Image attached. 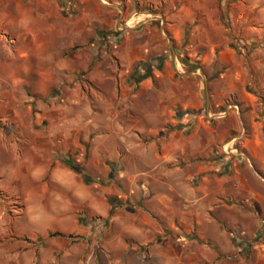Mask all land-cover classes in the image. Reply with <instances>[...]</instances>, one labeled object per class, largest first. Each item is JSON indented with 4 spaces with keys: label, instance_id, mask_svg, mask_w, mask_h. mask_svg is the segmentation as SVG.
Wrapping results in <instances>:
<instances>
[{
    "label": "rangeland",
    "instance_id": "374dc122",
    "mask_svg": "<svg viewBox=\"0 0 264 264\" xmlns=\"http://www.w3.org/2000/svg\"><path fill=\"white\" fill-rule=\"evenodd\" d=\"M186 1L60 0V13L33 22L36 37L45 40L57 23L81 29L82 40L64 54L78 52L63 80L43 91L27 82L47 67L33 41L26 32H0V264H264V87L250 83L257 100L240 111L245 132L234 138L239 124L232 113L233 138L211 149H175L167 136L178 130L184 138L196 125L229 116L202 121L193 114L163 132L137 131L165 123L149 119L154 89L139 94L144 87L132 78L152 56L131 67V50L145 31L154 44H167L169 21L160 36L154 14L178 11ZM195 1L205 19L197 13L184 23L186 39L196 27L205 31L204 39L192 40L219 44L214 64L223 46L241 64H264V0ZM252 121L263 142L253 159L243 145Z\"/></svg>",
    "mask_w": 264,
    "mask_h": 264
},
{
    "label": "crops",
    "instance_id": "0c3cea01",
    "mask_svg": "<svg viewBox=\"0 0 264 264\" xmlns=\"http://www.w3.org/2000/svg\"><path fill=\"white\" fill-rule=\"evenodd\" d=\"M151 1L159 4L164 2V0L163 2L162 0ZM52 4L56 8L51 13L46 14L41 11V7ZM10 5L14 6V16H12V11L9 9ZM61 9L60 0H0V32L3 31L5 35H10L11 37H17L26 32L29 40L33 41L34 53L37 59L45 61L47 64L41 78L31 79L27 77V82L32 85L35 84L37 89L41 91L45 87H47L46 90L49 89L50 84L54 85L63 80V75H66L67 70L72 67V64H75L78 52L75 57H66L64 54L74 47L76 40H82L81 29L75 28L69 31L58 28L57 23H52L47 28L45 40H38L35 35L36 31L33 30V22L50 18L53 14L60 13ZM199 9L200 7L195 0L192 3L187 0L184 3V7L178 11L170 10L168 14V10L163 9L164 13L159 11V13L154 14V19L160 20V36L162 33L161 24L165 22L164 24L167 25V20L169 21L171 39L168 38L167 44L164 45L161 40L154 44L151 39L148 40L149 37L146 36L147 32L145 31L142 42L131 50V64H127L132 67L135 61L144 59L143 56H152L149 59L153 67L152 76L136 84L139 87H144L139 89L141 90L139 94L145 93L149 89H154L156 97L153 99L156 111L151 113L149 119L158 117L165 124L162 122L158 126H152V124L147 127L139 126L137 131L142 133L151 134L166 131L169 128L171 129L173 122L186 121L189 117L188 115H192V117L200 116L199 118L204 121L203 117L210 118V114L215 112L214 108L228 102L227 100L230 98L233 99L234 103L228 102L225 106V117L229 116L226 121L222 120L213 125L211 123L214 121L207 120L204 128L196 125L192 133L184 138L180 136L181 134L179 135L180 132L178 130H173V132L169 133L167 138L175 149H183L185 146L188 149L189 144L190 148H193L192 153L196 152L194 150L196 148L208 150L213 145L224 142L225 139L228 140L229 135L232 136L236 129V124L230 117L232 113L238 118L237 122L239 124V134L234 133V138L244 133L246 127L242 122L240 111H243L245 106L254 104L257 100V96L254 95L249 87L250 83L253 81L255 88L264 87V77L261 79L251 72L252 68L254 71L259 70V73L264 75V64H251V67L250 64H241L239 62L241 58L231 48L224 46L216 52L217 59L220 62L214 64L215 50L220 48L219 44L214 41L203 42L201 41L202 39L195 43L192 40L194 36L204 39L205 31L196 27L191 33V38L186 39L183 25L186 21L195 20L197 13L198 15L200 14L198 12ZM144 14H147L146 16L151 15V13ZM53 19L54 22L57 21L55 17ZM63 19H67V17L64 16ZM204 19L205 16L200 14L199 21ZM250 37L256 39L261 37V33L252 34ZM13 41L15 43V40ZM12 46L14 50H11V52H15V47L14 45ZM163 52L167 53L163 60L161 58L152 60L153 57H159ZM142 53L145 54L143 55ZM185 58L191 62L192 60L199 61V64H184L181 59ZM3 64H7V62ZM143 66L145 64H140V67H138L139 71L143 72L141 70ZM135 73L131 75H135ZM132 78L134 79V77ZM252 122L253 130L251 133L253 134L246 137L243 141V145L251 159L257 155L255 144L259 146L263 143L259 137L258 129H256L257 125L254 121ZM216 125L223 126L219 130ZM201 134H204L202 139ZM197 139L201 140L198 141ZM247 159L250 160L249 157ZM210 163L213 162L210 161ZM237 179L241 189V179Z\"/></svg>",
    "mask_w": 264,
    "mask_h": 264
},
{
    "label": "trees",
    "instance_id": "16d2710c",
    "mask_svg": "<svg viewBox=\"0 0 264 264\" xmlns=\"http://www.w3.org/2000/svg\"><path fill=\"white\" fill-rule=\"evenodd\" d=\"M182 63L184 64H195L198 65L199 63L198 62H193L194 60L191 61H188L186 58L185 59H181ZM143 65V64H142ZM194 65V66H196ZM138 67L136 69V74L138 73ZM141 70H143L142 73H138V75L134 78V82L135 83H138L140 81H142L143 79L145 78H148V77H151L152 76V71H153V67H152V64L150 62L148 63H145V66L141 67ZM66 164L69 168H71L73 171H75L76 173L80 174L82 176V179L84 182L88 183L91 180V178L86 174L84 173L78 166H76L75 164L71 163L70 161H66ZM52 235H62L61 232L59 231H55V232H52L51 233Z\"/></svg>",
    "mask_w": 264,
    "mask_h": 264
},
{
    "label": "built area",
    "instance_id": "2783aa9c",
    "mask_svg": "<svg viewBox=\"0 0 264 264\" xmlns=\"http://www.w3.org/2000/svg\"><path fill=\"white\" fill-rule=\"evenodd\" d=\"M211 116H218V117H224L226 115V110H218L217 112H214L213 114H210Z\"/></svg>",
    "mask_w": 264,
    "mask_h": 264
}]
</instances>
